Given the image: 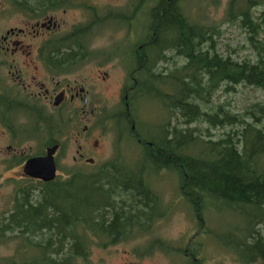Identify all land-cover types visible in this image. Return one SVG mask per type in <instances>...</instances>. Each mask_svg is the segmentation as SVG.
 I'll list each match as a JSON object with an SVG mask.
<instances>
[{"label": "flooded vegetation", "instance_id": "af4514ba", "mask_svg": "<svg viewBox=\"0 0 264 264\" xmlns=\"http://www.w3.org/2000/svg\"><path fill=\"white\" fill-rule=\"evenodd\" d=\"M101 1L0 0V18L8 21L0 28V185L12 187L7 212L0 213V244L21 242L13 256L29 260L51 243L55 264H112L113 258L117 264H157L156 256L162 264H204L197 238L209 229L197 215L188 220L198 231L181 246L156 233L176 214L167 211L168 198L159 196L161 174L130 175L122 186L128 190L114 195L120 221L88 223L77 237L75 225L44 223V182L24 173L29 160L44 158L52 148L60 180L77 169H98L102 163L95 159L101 161L106 147H113L107 141L110 128L118 144L136 138L140 69L162 78L185 64L170 33L150 30L154 10L174 0ZM185 1L176 0L181 10ZM29 208L38 210V221H22L24 239L14 238L20 227L14 219L24 220ZM186 209L177 213L187 216ZM97 226L111 228L94 231Z\"/></svg>", "mask_w": 264, "mask_h": 264}, {"label": "trees", "instance_id": "16d2710c", "mask_svg": "<svg viewBox=\"0 0 264 264\" xmlns=\"http://www.w3.org/2000/svg\"><path fill=\"white\" fill-rule=\"evenodd\" d=\"M244 3L245 7L235 12L234 0H230L225 22L238 23L247 30V41L256 54L253 62L219 55L213 41L218 30L193 22L176 0L169 7L161 3L154 10L150 30L170 33L186 61L162 78L142 67L140 97L157 99L165 106L169 120L174 122L177 113L179 119L171 127L168 121L161 123L157 132L149 136L136 130L137 150L130 158L133 162L125 163L119 150L98 169H77L68 180L56 178L43 183L44 223L59 225L61 229L75 225L77 237L84 236L88 223L116 224L120 211L114 195L128 190L122 186L129 183V176L167 171L176 176L179 195L200 221L210 211L226 213L241 222L233 229L236 238L228 243L209 230L206 234L213 235L215 242L240 264H264V236L257 229L264 225V103L251 104L235 115L222 106L204 111L220 90L221 94L234 93L239 85L264 90V46L258 40L259 25L254 21V9L264 7V0ZM197 122L206 129L190 127ZM224 127L233 131L212 140L208 130ZM23 216L24 220L14 219L20 226L14 238L24 239L21 222H37L38 210L29 208ZM110 228L97 226L94 231ZM25 248L31 246L22 250ZM52 252L51 243H46L44 253L37 259L23 260L17 253L0 260V264H55L49 256Z\"/></svg>", "mask_w": 264, "mask_h": 264}, {"label": "rangeland", "instance_id": "374dc122", "mask_svg": "<svg viewBox=\"0 0 264 264\" xmlns=\"http://www.w3.org/2000/svg\"><path fill=\"white\" fill-rule=\"evenodd\" d=\"M101 2L102 4H107L106 2H108V0H102ZM229 4L230 0H186L184 10L182 11L184 14L188 15L189 19L193 22L200 23L205 26L207 25L209 28H215L218 30L219 33L213 37V41L216 52L219 55L224 57L230 55L231 58L237 61L249 60L253 62L256 59V54L249 45L250 43L247 41V30L239 27L238 23L225 22ZM243 7H245L244 0H234L233 9L235 12L240 11ZM263 12L264 7H257L254 9V16L256 18L254 21L258 23L260 30L258 40L264 46V17L261 18V14ZM7 23L8 21L6 18H0V28L4 27ZM255 103H264V90L239 85L235 87L234 93L229 92L227 94H221V90L218 91L204 111L210 112L213 107L222 106L224 110L234 113L235 115L236 113H243L247 106ZM160 105L162 110L157 101L142 98L138 110L139 116L137 118L139 121V130L142 133L148 136L150 134H154L157 132V126L161 125V123H166V121L169 122L170 127L174 125L176 120L174 122L172 118L169 120L167 110H165L166 108L163 104H161V102ZM116 110L117 106H113L110 109L111 112H115ZM190 127H198L203 131L206 129V126L199 122L191 125ZM208 131L211 135V139L217 140L225 133L233 131V128H211ZM202 134L205 133L203 132ZM107 135V141L110 142V140H112L113 147L109 148L107 146L105 151L106 156L101 159V161L98 159H95V161L98 164H104L110 161L120 150V153L124 155V160L130 162V158H133L134 153L137 150V144L134 140H130L126 137L127 142L125 144L124 141H121L118 144L116 138L117 133H115L111 128L107 131ZM121 144H123V146ZM144 174H151L152 176L157 174L162 175L163 181H158L160 185V189L158 190L163 193L158 194L164 200L168 198L167 205L169 207H166L167 211L174 209L176 213L169 219L164 220V223L158 227L156 233L159 236L168 239L173 243V245H178L179 243L183 245L186 243L187 239H191V235L198 231L199 228L194 230L196 225L188 220L193 217L190 215L191 213L188 208L186 209V212H188L187 216H183V213H177L183 211V208H186L187 205L184 203L183 198L178 195L179 192L176 185V176L167 171ZM11 189L12 187L10 183H3L0 185V213L3 210L4 212H7L8 208L6 206V201ZM202 219L205 228H208L209 231L220 236L221 241H226L227 243L236 238V233L233 229L236 225H240L241 223L239 219L229 217L226 213L219 215L210 211L205 212ZM257 229H259L264 236V225H260ZM213 235H203L204 237H201V235V238H197V244H200V247H204L202 248V253L200 252L202 255H198L199 257L202 256L204 258V264H240L234 255L215 242L216 240ZM17 243L21 244V242L18 241H8L0 244V260L12 257ZM198 249L200 251L201 248L198 247ZM156 258L158 259L156 260L157 264H162V261H164H159L160 258L158 256H156ZM113 259L111 261L112 264H117L118 260L116 262ZM104 264H107V262Z\"/></svg>", "mask_w": 264, "mask_h": 264}, {"label": "water", "instance_id": "95a60500", "mask_svg": "<svg viewBox=\"0 0 264 264\" xmlns=\"http://www.w3.org/2000/svg\"><path fill=\"white\" fill-rule=\"evenodd\" d=\"M55 150L56 148L50 149L44 158H33L29 160L24 166V173L33 179L43 182L54 180L56 177L53 159Z\"/></svg>", "mask_w": 264, "mask_h": 264}]
</instances>
